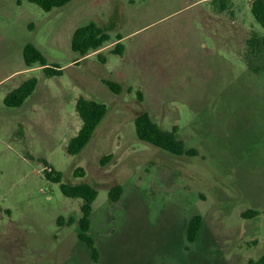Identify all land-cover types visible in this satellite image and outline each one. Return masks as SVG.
I'll use <instances>...</instances> for the list:
<instances>
[{"label": "rangeland", "instance_id": "obj_1", "mask_svg": "<svg viewBox=\"0 0 264 264\" xmlns=\"http://www.w3.org/2000/svg\"><path fill=\"white\" fill-rule=\"evenodd\" d=\"M251 1L71 0L45 11L0 0V264H91L77 238L82 200L47 178L56 172L97 189L88 233L101 258L110 250L117 264H238L264 254V69L247 63L264 64V48L253 54L247 45L264 28ZM90 21L110 38L81 57L71 35ZM117 42L121 54L112 52ZM27 43L62 73L26 67ZM33 76L23 104L6 106V93ZM79 96L107 113L70 155ZM143 112L162 129L176 126L196 154L140 140L134 119ZM80 167L83 176L74 174ZM114 185L122 194L112 203ZM194 215L202 222L190 242Z\"/></svg>", "mask_w": 264, "mask_h": 264}, {"label": "trees", "instance_id": "obj_2", "mask_svg": "<svg viewBox=\"0 0 264 264\" xmlns=\"http://www.w3.org/2000/svg\"><path fill=\"white\" fill-rule=\"evenodd\" d=\"M35 3L41 9L45 11L52 10L54 8L61 7L71 0H29ZM250 11L254 20L264 28V0H252L250 3ZM109 34L106 30L102 29L94 21H90L85 25L77 27L71 35L70 46L71 49L81 57L88 54L91 50H97L101 48L108 40ZM121 37H117L120 40ZM247 45L251 50V53L256 54L262 52L264 48V36L259 37L256 34L251 35L247 40ZM123 45L117 42V45L113 49V53L121 54ZM23 62L26 67H33L39 65L45 76L51 77L54 75H60L62 69L58 65H48L47 60L42 52L33 44L27 43L22 49ZM249 68L252 70L264 69L262 67H254L247 62ZM104 83L115 92H118L119 85L112 81H104ZM37 85V78L35 76L21 82L17 87L11 89L6 93L4 97V104L9 107H18L23 104L26 98L34 91ZM76 114L81 119V126L78 132L71 137L66 145V152L70 155L79 153L83 147L89 142L98 124L101 122L105 114L107 113V106L102 102H97L92 99H88L84 96H79L75 101ZM134 127L136 136L145 142L151 143L165 151H168L175 155H195V149L185 148L184 142L177 136V127L173 126L170 130L162 129L156 122H154L150 116L143 112L135 117ZM75 175H84V170L80 167L74 171ZM47 178L59 183L61 193L66 197L81 198L79 210L80 216L76 223L78 226L77 238L83 243L89 250L91 264H97L99 259V252L95 246L94 240L88 233L91 224L92 203L97 197L98 191L89 183L83 182L78 184H69L61 182V174L56 172L54 177L50 174H46ZM122 194V187L120 185H114L108 190V198L110 202H116L119 200ZM259 212L253 210H247L242 213L244 217L255 216ZM75 222L74 218H70L67 222L71 225ZM201 216L194 215L190 218L187 224V239L193 242L198 234L201 226ZM58 225L62 226V217L57 218ZM251 264H264V255L260 256L257 260H250Z\"/></svg>", "mask_w": 264, "mask_h": 264}, {"label": "crops", "instance_id": "obj_3", "mask_svg": "<svg viewBox=\"0 0 264 264\" xmlns=\"http://www.w3.org/2000/svg\"><path fill=\"white\" fill-rule=\"evenodd\" d=\"M75 30V29H74ZM141 243H144V240L140 241ZM264 255V254H263ZM262 256V255H261ZM121 255L119 253H114V251H110L108 250V252H106L105 255H103V257H100V253H99V259L97 264H117L116 262H118V260L120 259ZM250 260H257L258 258L255 257H249ZM248 258V259H249ZM238 264H251L250 262H240Z\"/></svg>", "mask_w": 264, "mask_h": 264}]
</instances>
